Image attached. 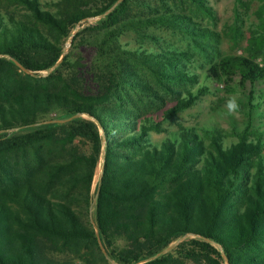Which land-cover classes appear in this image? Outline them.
<instances>
[{"label":"trees","instance_id":"1","mask_svg":"<svg viewBox=\"0 0 264 264\" xmlns=\"http://www.w3.org/2000/svg\"><path fill=\"white\" fill-rule=\"evenodd\" d=\"M154 1L0 0V264H264L262 133L249 122L228 143L214 125L152 137L209 92L193 89L195 53L206 78L236 80L251 100L264 33L222 55L195 20H214L207 0L187 13Z\"/></svg>","mask_w":264,"mask_h":264},{"label":"rangeland","instance_id":"2","mask_svg":"<svg viewBox=\"0 0 264 264\" xmlns=\"http://www.w3.org/2000/svg\"><path fill=\"white\" fill-rule=\"evenodd\" d=\"M41 1L51 3L55 0ZM182 1L183 10L186 13L190 12L191 4L188 3V0ZM144 2L158 4L154 0H144ZM207 2L213 10L214 20H209L201 15H197L195 20L220 34L218 45L222 55L247 53L245 48L249 46V43L251 44V38L264 33V0H207ZM168 3L171 4L170 1ZM46 5L44 3V6ZM0 7L4 9L5 5L0 2ZM9 8L15 9L13 6H9ZM46 8L52 7L49 5ZM98 18L99 16L88 18L84 24L94 23ZM77 27L79 26L77 25ZM148 30L150 33L159 36L164 46L175 50H194L190 39L176 31L164 27H149ZM134 38V34L128 32L122 37V41L126 42ZM143 44L151 45V41L145 40ZM257 61L264 63V53L257 57ZM208 65V61L200 57L198 53H195L191 61L186 62L189 70L198 73L199 79L193 89H196L199 85H205L208 87L209 92L200 96L188 108L166 119L163 126L167 131L152 133L153 139L159 140L166 132H174L182 127H196L197 130L201 131L203 128H210L214 125L224 131L225 140L228 143L236 140L233 134L234 130L239 131L250 122L251 130L262 133L264 141V81L254 84L252 99L249 100L247 90L245 92L241 90L239 85L236 84V80L232 81L231 85H225L222 81L206 78L205 68ZM237 93H239L241 108L236 114L229 115L226 108L227 99ZM262 153L264 154V147ZM97 178L98 174L95 180Z\"/></svg>","mask_w":264,"mask_h":264},{"label":"water","instance_id":"3","mask_svg":"<svg viewBox=\"0 0 264 264\" xmlns=\"http://www.w3.org/2000/svg\"><path fill=\"white\" fill-rule=\"evenodd\" d=\"M119 1H120V0H119ZM70 40H71V37H70L69 41L67 42V44L65 45L64 50H63V52H62V54H61L60 59H59V60H58L53 66H52L51 69H53V68L59 63V61H61V59H62L64 53H65L66 50H67V47L70 45ZM15 63H16V65H17L21 70H23V71H25V72H27V73H32V71L26 69V68H25L22 64H20L18 61H15ZM93 119H94V118H93ZM58 121H63V119L58 120ZM98 190H99V188L97 189L96 195H97V193H98ZM94 202H95V198L93 199L91 205H93ZM94 228H95V231H96V236H97V240H98L99 247H100V249L102 250V252L106 255V251H105V249H104V247H103V245H102V243H101V240H100V238H99V235H98L97 227L94 226ZM222 254H223V253H222ZM223 257L225 258L226 264H229L228 261H227V258L225 257L224 254H223Z\"/></svg>","mask_w":264,"mask_h":264},{"label":"clouds","instance_id":"4","mask_svg":"<svg viewBox=\"0 0 264 264\" xmlns=\"http://www.w3.org/2000/svg\"><path fill=\"white\" fill-rule=\"evenodd\" d=\"M226 108L229 115H234L240 110L239 93L229 96L226 102Z\"/></svg>","mask_w":264,"mask_h":264}]
</instances>
